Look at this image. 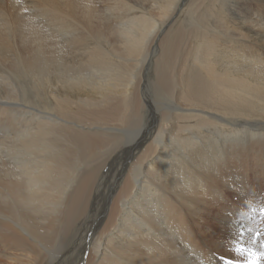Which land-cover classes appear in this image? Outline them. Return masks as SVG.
I'll list each match as a JSON object with an SVG mask.
<instances>
[{
  "label": "bare ground",
  "instance_id": "1",
  "mask_svg": "<svg viewBox=\"0 0 264 264\" xmlns=\"http://www.w3.org/2000/svg\"><path fill=\"white\" fill-rule=\"evenodd\" d=\"M30 1L0 0V264H241L264 0Z\"/></svg>",
  "mask_w": 264,
  "mask_h": 264
},
{
  "label": "clouds",
  "instance_id": "2",
  "mask_svg": "<svg viewBox=\"0 0 264 264\" xmlns=\"http://www.w3.org/2000/svg\"><path fill=\"white\" fill-rule=\"evenodd\" d=\"M237 251L243 256L241 264H264V233H258L257 241L247 246L241 245Z\"/></svg>",
  "mask_w": 264,
  "mask_h": 264
},
{
  "label": "rangeland",
  "instance_id": "3",
  "mask_svg": "<svg viewBox=\"0 0 264 264\" xmlns=\"http://www.w3.org/2000/svg\"><path fill=\"white\" fill-rule=\"evenodd\" d=\"M36 1H38V0H31L30 1V3L29 2H25L26 3V6H24V5H22L21 7L23 8V13H25V15H29V13H30V11L37 5V3H35ZM28 4V5H27ZM101 8H102V6H104V7H106V8H110L111 7V4H108L107 2H105V3H100V5H99ZM25 8V9H24ZM32 11H34V10H32ZM155 18H158L159 16L158 15H156V16H154ZM129 73V72H128ZM130 74H132L137 80H136V82H138V75H139V73L138 72H131ZM138 84V83H137ZM136 84V85H137ZM136 127H138V125L136 124L135 125V127L134 128H136ZM118 128V127H117ZM123 129V128H122ZM121 130V129H120ZM126 140V139H125ZM127 141V140H126ZM262 180H263V183H262V185H263V187H264V177H262ZM106 215H107V213H106ZM2 263V262H1Z\"/></svg>",
  "mask_w": 264,
  "mask_h": 264
},
{
  "label": "snow or ice",
  "instance_id": "4",
  "mask_svg": "<svg viewBox=\"0 0 264 264\" xmlns=\"http://www.w3.org/2000/svg\"><path fill=\"white\" fill-rule=\"evenodd\" d=\"M252 211L255 212V208H253ZM261 215L264 216V208L261 209Z\"/></svg>",
  "mask_w": 264,
  "mask_h": 264
}]
</instances>
